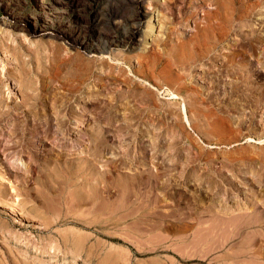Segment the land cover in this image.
Instances as JSON below:
<instances>
[{
    "label": "rangeland",
    "instance_id": "374dc122",
    "mask_svg": "<svg viewBox=\"0 0 264 264\" xmlns=\"http://www.w3.org/2000/svg\"><path fill=\"white\" fill-rule=\"evenodd\" d=\"M132 1L0 0V100L8 112L0 115V264L264 263L263 219V230L253 217L227 229L242 223L235 209L245 202L264 217V177L241 171L255 162L264 176V144L246 141L264 139V0H237L227 37L189 69L172 55L201 35L213 2L156 0L145 34L148 18H135ZM160 14L167 21L158 24ZM35 26L44 31L31 32ZM56 30L80 31L87 47ZM143 57L157 60L155 73L168 66L172 79L182 76L170 85L176 99L154 86L145 96L139 81L119 79ZM76 69L86 80L73 94ZM18 83L37 97L24 115L13 108L23 100ZM183 99L196 129L180 121ZM132 174L149 181L139 194L150 187L152 226L129 214L124 185ZM223 201L238 223L216 212Z\"/></svg>",
    "mask_w": 264,
    "mask_h": 264
},
{
    "label": "bare ground",
    "instance_id": "6f19581e",
    "mask_svg": "<svg viewBox=\"0 0 264 264\" xmlns=\"http://www.w3.org/2000/svg\"><path fill=\"white\" fill-rule=\"evenodd\" d=\"M174 1L175 0H163V4H164V7H167V6H169V5H171L172 3H174ZM189 1H195V0H189ZM196 1H198L199 2V4H205L207 1H212L213 2V4L215 5V7H214V11L213 12H207L206 13V24L204 25V27H202V29H200V33H201V35L198 33V35L191 41V42H188V43H183L182 42V44L181 45H179V50L177 51V52H175V54L174 55H172V57H173V59H174V63H176V65L178 66V65H183V66H185V68H187V69H189L190 67H192V62L195 60V59H200V57L199 56H204V53H205V51L206 50H209V45L210 46H213L212 44H214V43H216V41H221V40H223V39H225L226 37H227V35H228V33H229V30L228 29H230V24L232 23L231 21H233V18H234V16H237L236 15V13H238L237 12V10L236 9H238V8H240L239 7V5L238 4H240V2H237V0H196ZM155 2H156V0H147V2H145L144 0H133L132 1V4H133V6H134V8H135V18H137V19H141V18H148V21H147V24H146V29H145V34H147L148 32H150V31H152V27H151V24H152V20H151V15H152V13H153V10L156 8V6L154 5L155 4ZM243 4V3H242ZM236 5H238V8L236 7ZM244 8V7H243ZM252 8V7H251ZM240 11V10H239ZM242 11V10H241ZM241 13V12H240ZM239 13V14H240ZM163 16V14L161 15L160 14V16L159 17H157V22L159 21L160 22V20H162V21H164V22H166L164 19L165 18H163L162 17ZM242 16V15H241ZM239 17V16H238ZM243 18V17H242ZM236 19H238V18H236ZM135 20V19H134ZM240 21H241V18L239 19ZM159 22H158V24H159ZM29 21H27V23H26V27H28V29H29ZM166 24V23H165ZM162 25H163V23H162ZM220 28H223V30L222 31H220L219 29ZM22 30H24L23 28H21ZM75 29V28H74ZM44 31V29H37L36 28V26L35 27H32L31 28V32H37V31ZM131 32L129 33L130 35H129V37H127L126 39H128L127 40V44L128 45H132V44H134L133 42H131V40H132V38H133V34L135 33V30H134V28H132V30H130ZM232 31V30H231ZM52 35H55V36H57V37H59V38H61L62 40H65V41H67V42H69V44H71L73 47H82L83 45H85V42H84V40H83V38H82V36H81V32L80 31H78V30H70V31H63V30H59V31H54V32H52L51 33ZM259 34V33H258ZM125 39V40H126ZM219 39V40H218ZM134 40V39H133ZM123 41V40H122ZM136 41V40H135ZM108 42V41H107ZM117 42V41H116ZM109 43V42H108ZM123 44H124V42H123ZM101 45V44H100ZM112 45V44H111ZM126 45V44H125ZM124 45V46H125ZM86 47H87V45H85ZM93 46V45H92ZM105 46V45H104ZM102 47H103V45H102ZM128 47V46H127ZM89 48V47H88ZM95 48L96 47H90L89 49H91V50H89L90 52H92V51H94L95 50ZM129 48V47H128ZM97 49V48H96ZM102 50V49H101ZM176 50H177V47H176ZM3 52H4V50H3ZM2 56H1V50H0V58H1ZM102 57V56H101ZM108 57V56H107ZM110 58H111V56H110ZM53 60H55V56L53 57ZM99 60V59H98ZM102 60V59H101ZM229 60V59H228ZM20 61V60H19ZM118 63L119 62H121V61H117ZM123 62V61H122ZM157 62V60H153V61H150L148 58H140L139 60H138V62H137V64L136 65H133V67H131V66H127V71L122 67L121 68V70H120V74L121 75H123L124 73H122V72H126V74H124V76L122 77L121 75V78H119L124 84H126V83H129V79L130 80H132V81H135V82H137V81H139V83L140 84H143L142 86H140L139 88L141 89V91L145 94V96H149V95H151L150 94V90H151V88L152 87H150V86H154L155 88H156V90H160V88H165V90H163V92H166L169 96H168V98L170 99V98H174V99H176L177 97H178V95H176V93H174L172 90H171V88H170V85L173 83V81L174 80H176L177 82H180L179 80L180 79H182V76H180V75H174L175 76V79H172L171 78V76L170 75H173V74H171V72H170V69H168V66H165V67H163L158 73L156 72L155 73V65L157 64L156 63ZM99 63H103V62H99ZM125 64V63H124ZM77 70V69H76ZM75 70V72H71L70 73V80L71 79H73L76 83H73L72 82V84L70 83L68 86H69V89L70 90H72V93L73 92H78L79 90H80V88H82V86H81V84L83 83V81L84 80H86V78H85V76L86 75H84V73L83 72H81L79 69L76 71ZM85 70V69H84ZM2 71V70H1ZM74 71V70H73ZM80 71V72H79ZM83 71V70H82ZM117 76V75H116ZM99 78V77H98ZM100 78H102V77H100ZM217 78V80H218V77H216ZM99 80V79H98ZM137 80V81H136ZM215 81H216V79H215ZM78 83V84H77ZM18 85L20 86V88H22L21 89V91H23V92H21L22 93V98H23V100L20 102V103H18V105H17V107H14L13 106V108H14V111L15 112H17L18 113V111L20 112V113H22L23 115L25 114V113H27V111L29 110V108H30V106L31 105H33L35 102H36V98L37 97H35V94H33V93H31V87L30 86H28L27 84H21V83H18ZM45 85V84H44ZM161 85V86H160ZM133 87H137V86H139V84L137 85L136 83L135 84H133L132 85ZM132 87V88H133ZM153 87V88H154ZM42 88V87H41ZM41 88H39V91L40 92H44V89H41ZM132 88H130L129 87V89H130V91H128V93L130 92V93H132L131 92V90H132ZM189 91H191V92H195V89L194 88H192V87H188L187 88ZM32 91H33V89H32ZM48 91V90H47ZM232 91V90H231ZM46 92V91H45ZM80 93V92H79ZM123 93L124 92H118V95L119 96H122L123 95ZM196 93V92H195ZM74 94V93H73ZM126 94V93H125ZM125 94H124V96H125ZM136 94V93H135ZM72 95V94H71ZM73 96V95H72ZM123 96V97H124ZM77 100V99H76ZM191 101H193V102H195V99L194 98H191ZM181 103H182V101H181ZM2 105H3V101L2 100H0V115H3L4 113H8V112H6V111H2L1 110V108H2ZM182 105V107H181V110L180 109H178V111H179V117H180V121H184L185 123H186V125H188V127L189 128H191V129H196L195 128V125L194 124H192L191 123V121H193V120H191V119H189V115L187 114V112H188V110H187V102L183 99V103L181 104ZM66 106V105H65ZM7 107V106H6ZM66 108H67V110L69 111V113H70V115L72 116V112H71V108H70V106L69 105H67L66 106ZM7 109H8V107H7ZM32 109V108H31ZM199 109V111H202L200 108H198ZM4 110V109H3ZM161 110V109H160ZM30 111V110H29ZM67 111V112H68ZM177 111V112H178ZM30 113V112H29ZM203 113V112H202ZM202 113H200L199 115H202V116H204L203 117V120L206 118V122L208 123V125H210L209 127H210V132L211 133H220L221 134V130L220 131H217V129L215 128V123H217V120H213V119H215V118H211L210 119V121H207V120H209V118L211 117V114H202ZM198 115V114H197ZM197 115L195 116V118L197 117ZM201 116V117H202ZM199 117V116H198ZM197 117V118H198ZM201 117H199V118H201ZM26 118V117H25ZM211 120H213V121H211ZM183 122V123H184ZM219 122V121H218ZM66 126V125H65ZM64 126V127H65ZM217 126V125H216ZM51 126L49 125V127H48V129L50 128ZM68 127V126H67ZM218 128V127H217ZM44 130V133L46 134V132H47V127H46V129H43ZM39 131V130H38ZM217 135V134H216ZM246 141L247 142H252V143H257V144H264V139H261V138H258V139H254V138H252V137H247L246 138ZM235 152V151H234ZM237 152V151H236ZM199 154H200V151L198 152ZM199 154H198V156H199ZM201 157V156H200ZM259 157V156H258ZM252 159V158H251ZM254 161H257V162H259V164H260V161H258V160H256V158H255V160ZM251 162H252V160H251ZM256 162V163H257ZM253 163V162H252ZM254 164H255V162H254ZM254 164H249L248 163V165H250V166H246V168H245V165H244V168H242V170L241 171H243V172H246V173H248L249 172V174L253 177V179H255L257 182H261L263 179H261V178H263L264 176L261 174V173H259L258 172V169H256V167L254 166ZM185 166V165H184ZM262 166V165H261ZM260 166V167H261ZM166 170V169H165ZM142 172V171H141ZM151 172V171H150ZM167 172H169V171H167ZM245 173V174H246ZM91 174V173H90ZM149 174V173H148ZM162 174H163V172H162ZM164 174H165V172H164ZM169 174V173H168ZM167 174V175H168ZM241 174V173H240ZM135 176L137 175L136 173L134 174ZM139 176L138 177H135L134 176V179H133V174L132 175H130V176H125L126 178L127 177H129V179L127 180V181H129L130 182V184H126V185H124V183H126L127 181H125L124 183H123V185L124 186H130V190H129V192L127 193L126 191H124V192H126L127 194H126V196H127V198H128V202L130 203V208L132 209V212L131 213H129L128 211H127V213H129L130 214V216L131 215H133V217H135V218H137V219H142L141 221H142V223H140V224H144V225H146V226H149L150 225V220H151V218H152V213L153 212H150V208H148V206H150V187L148 186L147 188L144 186V188L145 189H147V190H142L143 191V193L142 194H139V193H141L140 191H139V185L142 183V179L140 178V174H138ZM151 175V174H150ZM85 178H86V176H85ZM84 178V179H85ZM131 178L133 179L132 181H130L131 180ZM199 178V177H198ZM153 179V178H152ZM156 179V178H155ZM168 178L166 177V176H163L162 178H161V184H160V186H159V188H160V192H165V187H166V180H167ZM99 180V179H98ZM126 180V179H125ZM148 180V179H147ZM147 180H144V184L142 183V185H147V183L149 182V181H147ZM197 180V179H196ZM199 180V179H198ZM83 181H85V180H83ZM82 181V182H83ZM101 181H103V182H101ZM154 181V180H153ZM169 181V180H168ZM86 183V182H85ZM96 183H98V181L96 182ZM103 184V185H100V184ZM168 183V182H167ZM99 184V183H98ZM98 184H97V186H98ZM100 186H98V187H100L101 188V190L102 189H105V184H106V182H104V179L102 178V180L100 179ZM142 185H140V186H142ZM159 185V184H158ZM73 186V185H72ZM151 186V185H150ZM154 186V185H153ZM169 186V185H168ZM234 186V185H233ZM129 188V187H128ZM106 189H107V187H106ZM156 189V188H155ZM100 190V191H101ZM158 190V189H157ZM70 191V190H69ZM124 192H122V193H124ZM248 192V191H247ZM101 193V192H100ZM245 193V192H244ZM224 194V193H223ZM248 194V193H247ZM123 195V194H122ZM125 195V194H124ZM123 195V196H124ZM244 195V194H243ZM69 196V195H68ZM141 196V197H140ZM121 197V196H120ZM155 198V197H154ZM124 199H125V196H124ZM152 199V198H151ZM226 199V198H225ZM64 201V200H63ZM123 200H121V202H122ZM125 201H126V199H125ZM222 201V200H221ZM221 201H219V204L221 203ZM238 201V200H237ZM242 201V200H241ZM240 201V203H242ZM224 202L225 201H223V203L221 204V205H219V204H217V208L218 209H216L217 211V213H219V214H221L222 215V217H224V218H226V216L228 217V215L229 214H232V213H230V211L231 210H228L225 206H224ZM249 202V201H248ZM263 202V204H264V201H262ZM123 203V202H122ZM121 203V204H122ZM125 203V204H124ZM123 203V206H129L128 204H127V202H124ZM234 203V202H233ZM127 204V205H126ZM239 204V203H238ZM262 204V203H261ZM260 204V205H261ZM219 205V206H218ZM233 207L235 206V205H232ZM125 207V208H126ZM256 207V206H255ZM106 208V207H105ZM117 208V207H116ZM121 209V208H120ZM127 209H128V207H127ZM127 209H125V210H127ZM148 209H149V212H148ZM230 209H231V207H230ZM252 208H251V206H249V204H247L246 202L244 203V204H241V205H238V207H236V209H235V211L236 212H243L242 214H244L245 215V212H248V215H243V217H241V218H243V219H239V220H242V223L240 222L239 224H235V223H233V220L235 219H237L239 216V214L238 213H234L235 215H237L238 217L237 218H232L234 215H229V216H231V220H232V223L233 224H235V225H233V224H230L228 227H227V229H229L230 231H239V230H241L243 227H245V226H247V224H249V221L250 220H248L250 217L252 218H254L255 219V222H257V221H259L258 223V225H256L255 227H256V229H260V230H263V228H262V225H261V222H262V224H263V221H262V219L264 220V217L262 216V218H261V212H259L258 214H257V211L255 212V214L254 213H252L254 210H252ZM232 211H234V210H232ZM262 211V210H261ZM86 212V211H85ZM215 212V211H214ZM126 214V212L124 213V215ZM241 214V213H240ZM263 214V213H262ZM126 216V215H125ZM124 216V217H125ZM127 216H129L128 214H127ZM102 217V216H101ZM198 217V216H197ZM234 217H236V216H234ZM123 218V217H122ZM229 219H230V217H228ZM198 219V218H197ZM227 219V218H226ZM136 220V219H135ZM234 220V221H235ZM239 220H236L235 222H239ZM138 221V220H137ZM252 221V220H251ZM251 221H250V223H251ZM138 222H140V221H138ZM222 222H224V221H222ZM237 222V223H238ZM254 222V221H253ZM228 223V222H227ZM139 224V223H138ZM224 224V223H223ZM142 226V225H141ZM150 226H152V224L150 225ZM220 226V225H219ZM140 226L138 225V228H139ZM202 227V226H201ZM213 227V226H212ZM264 227V226H263ZM142 228H144V227H142ZM211 228V226H209V229ZM217 228V227H216ZM133 229V228H132ZM255 229V230H256ZM253 230H254V228H253ZM246 231V230H245ZM254 232V231H253ZM244 233V232H243ZM264 237V236H263ZM229 247V246H228ZM259 254H260V252H259ZM234 263V262H233ZM229 264V263H228ZM247 264H250V263H247ZM251 264H264V263H261V261L260 262H257V263H252L251 262Z\"/></svg>",
    "mask_w": 264,
    "mask_h": 264
}]
</instances>
